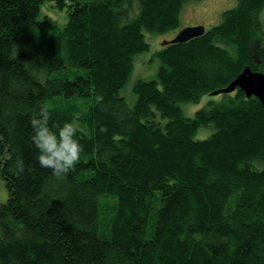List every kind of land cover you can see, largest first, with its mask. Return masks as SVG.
Here are the masks:
<instances>
[{
	"label": "trees",
	"instance_id": "obj_1",
	"mask_svg": "<svg viewBox=\"0 0 264 264\" xmlns=\"http://www.w3.org/2000/svg\"><path fill=\"white\" fill-rule=\"evenodd\" d=\"M44 1L0 0V264H264V106L211 94L248 65L264 73V0L162 41L148 79L133 75L147 32L177 28L191 0H55L64 26ZM44 103L54 129L78 125L63 178L30 139Z\"/></svg>",
	"mask_w": 264,
	"mask_h": 264
},
{
	"label": "rangeland",
	"instance_id": "obj_2",
	"mask_svg": "<svg viewBox=\"0 0 264 264\" xmlns=\"http://www.w3.org/2000/svg\"><path fill=\"white\" fill-rule=\"evenodd\" d=\"M237 5V0H191L185 3L183 9L180 13V24L177 28L162 34L155 35L147 32L148 40L151 43V49L149 52L142 54L147 60V63H144L143 59H136L134 65V79L138 78H151L155 76L161 62L157 55H154L156 51L159 50L161 42L165 39H172L183 27L191 25L203 24L207 28L215 24H218L222 20V14L228 8L235 7ZM49 15L54 20L58 22L60 26H64L68 21V14L65 7H60L55 0H45L41 5V15ZM262 20L264 22V11L261 14ZM253 53L258 52V47L260 51L264 48V45L261 47L254 44ZM127 99L132 103L135 99V96L127 95ZM220 98V97H212ZM205 101V99H204ZM191 105V106H189ZM204 104H183L186 114L194 116L196 110L201 108ZM212 130L210 129H201L196 134V138L203 139L210 135ZM3 180L0 177V202L5 201L8 198V193L5 190H2ZM6 189V188H5Z\"/></svg>",
	"mask_w": 264,
	"mask_h": 264
},
{
	"label": "clouds",
	"instance_id": "obj_3",
	"mask_svg": "<svg viewBox=\"0 0 264 264\" xmlns=\"http://www.w3.org/2000/svg\"><path fill=\"white\" fill-rule=\"evenodd\" d=\"M53 120V112L44 103L30 116V139L37 149L39 164L51 169L56 177L63 178L79 161L83 145L77 138V124L65 121L59 128L54 129L50 126V121Z\"/></svg>",
	"mask_w": 264,
	"mask_h": 264
},
{
	"label": "water",
	"instance_id": "obj_4",
	"mask_svg": "<svg viewBox=\"0 0 264 264\" xmlns=\"http://www.w3.org/2000/svg\"><path fill=\"white\" fill-rule=\"evenodd\" d=\"M206 32V26L203 24L183 27L174 38L165 40L163 44L171 42H184L194 37L201 36ZM237 88L242 89L250 97H258L264 106V73L256 71L251 66H246L244 70L226 87L213 91L211 94L231 92Z\"/></svg>",
	"mask_w": 264,
	"mask_h": 264
}]
</instances>
